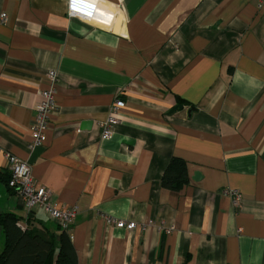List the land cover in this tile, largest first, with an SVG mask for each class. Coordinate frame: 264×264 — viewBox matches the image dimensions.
<instances>
[{"label":"crops","instance_id":"crops-1","mask_svg":"<svg viewBox=\"0 0 264 264\" xmlns=\"http://www.w3.org/2000/svg\"><path fill=\"white\" fill-rule=\"evenodd\" d=\"M69 1L0 0V211L57 227L9 187L12 153L58 208L78 207V264H264L260 0H97L92 19L69 17ZM50 70L57 108L31 150ZM173 159L187 175L175 189Z\"/></svg>","mask_w":264,"mask_h":264},{"label":"built area","instance_id":"built-area-1","mask_svg":"<svg viewBox=\"0 0 264 264\" xmlns=\"http://www.w3.org/2000/svg\"><path fill=\"white\" fill-rule=\"evenodd\" d=\"M100 2L97 0H70L67 14L69 17H83L92 19ZM259 6H264V0H260ZM1 20H6V13L1 14ZM51 86L49 89L42 91L43 100L36 104V117L31 126L32 142L30 143V149L33 150L38 146H42L46 140V131L49 129L50 120L54 114L57 104L55 100L57 80V72L50 70L48 72ZM119 106L125 104L124 101L119 100L117 102ZM118 122L117 118L112 116L106 121L101 123L103 139L110 138L112 134V128ZM8 167L10 170V178L8 185L13 189L23 200L24 207L28 213H33L40 208L44 209L48 216L56 222L62 229L71 231V227L78 215V207H62L58 208L56 204L51 201V191L45 186H38L32 174V166L28 161L20 159L12 153H6ZM227 194L231 197L234 207L239 206L242 203V195L238 190L229 189ZM109 221L115 222V226L118 228H124L133 230L137 224L134 221H127L125 219H112ZM18 225L23 229H28V226L21 221H18Z\"/></svg>","mask_w":264,"mask_h":264},{"label":"trees","instance_id":"trees-1","mask_svg":"<svg viewBox=\"0 0 264 264\" xmlns=\"http://www.w3.org/2000/svg\"><path fill=\"white\" fill-rule=\"evenodd\" d=\"M186 177L185 161L173 159L163 183L175 189ZM18 221L19 217L15 213L0 211V229L5 238L0 264H78L71 231L62 229L58 224L54 231L45 227L23 230Z\"/></svg>","mask_w":264,"mask_h":264},{"label":"water","instance_id":"water-1","mask_svg":"<svg viewBox=\"0 0 264 264\" xmlns=\"http://www.w3.org/2000/svg\"><path fill=\"white\" fill-rule=\"evenodd\" d=\"M182 108H183V105L182 104L175 105L172 109H170L169 113H173L174 111H176L178 109H182Z\"/></svg>","mask_w":264,"mask_h":264}]
</instances>
